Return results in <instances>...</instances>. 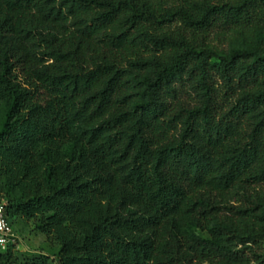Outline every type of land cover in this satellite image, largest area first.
<instances>
[{"label":"trees","instance_id":"16d2710c","mask_svg":"<svg viewBox=\"0 0 264 264\" xmlns=\"http://www.w3.org/2000/svg\"><path fill=\"white\" fill-rule=\"evenodd\" d=\"M262 35L264 0H0L8 218L58 264H264V197L230 205L264 185Z\"/></svg>","mask_w":264,"mask_h":264},{"label":"rangeland","instance_id":"374dc122","mask_svg":"<svg viewBox=\"0 0 264 264\" xmlns=\"http://www.w3.org/2000/svg\"><path fill=\"white\" fill-rule=\"evenodd\" d=\"M223 1H234V0H223ZM175 27H171L169 30H173ZM211 42L216 49L223 53H228L234 48H249V43L239 41L236 34L233 31L229 32H215L211 36ZM255 45L257 50L264 51V35H262L256 42ZM7 105L2 102L0 103V125L4 119ZM257 193L264 197V185L259 187H253L247 193L237 192L236 198L231 202V206L235 209L239 207H249V202H256L258 197ZM12 226L14 231L21 239L19 244L13 251L18 255H24L27 257H43L47 260L45 264H58L57 253L59 252V246L53 241H48L45 236L34 230L32 221L26 219L12 220ZM202 235H206V231H198ZM241 249V248H239ZM251 258L252 253L259 254L261 250L256 247H251L250 250H245ZM253 260V259H252ZM253 264V262H251Z\"/></svg>","mask_w":264,"mask_h":264},{"label":"built area","instance_id":"2783aa9c","mask_svg":"<svg viewBox=\"0 0 264 264\" xmlns=\"http://www.w3.org/2000/svg\"><path fill=\"white\" fill-rule=\"evenodd\" d=\"M19 244H21V239L13 229L4 204L0 202V250L15 249Z\"/></svg>","mask_w":264,"mask_h":264}]
</instances>
